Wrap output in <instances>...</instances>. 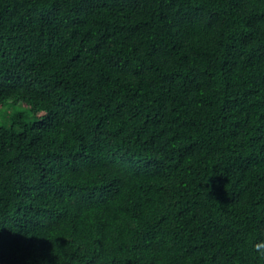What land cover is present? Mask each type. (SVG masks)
<instances>
[{"label":"trees","instance_id":"1","mask_svg":"<svg viewBox=\"0 0 264 264\" xmlns=\"http://www.w3.org/2000/svg\"><path fill=\"white\" fill-rule=\"evenodd\" d=\"M10 95L0 264H264V0H0Z\"/></svg>","mask_w":264,"mask_h":264},{"label":"clouds","instance_id":"2","mask_svg":"<svg viewBox=\"0 0 264 264\" xmlns=\"http://www.w3.org/2000/svg\"><path fill=\"white\" fill-rule=\"evenodd\" d=\"M21 113L24 114L25 121H32L38 118L37 115H34L32 111L24 106L19 95L6 97L0 101V127L9 128L12 124L11 117ZM40 115H46V113L41 109ZM254 250L261 258H264V243L255 244Z\"/></svg>","mask_w":264,"mask_h":264},{"label":"rangeland","instance_id":"3","mask_svg":"<svg viewBox=\"0 0 264 264\" xmlns=\"http://www.w3.org/2000/svg\"><path fill=\"white\" fill-rule=\"evenodd\" d=\"M25 106V105H24ZM26 107V106H25ZM27 108V107H26Z\"/></svg>","mask_w":264,"mask_h":264}]
</instances>
